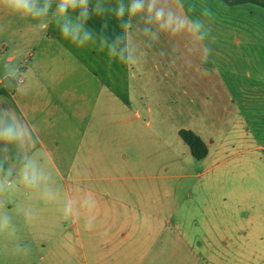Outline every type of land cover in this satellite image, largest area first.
<instances>
[{
	"label": "crops",
	"instance_id": "crops-1",
	"mask_svg": "<svg viewBox=\"0 0 264 264\" xmlns=\"http://www.w3.org/2000/svg\"><path fill=\"white\" fill-rule=\"evenodd\" d=\"M219 1L184 0L185 5L197 4L196 12L190 15L204 23L207 36L202 45L186 34L161 33L152 40L139 34L138 29L145 24L140 17L134 18L132 37L137 44L138 60L134 66L110 58L106 46L101 50L102 38L110 45L117 36H123L114 12L90 15L86 27L93 33V39L79 47L60 35L59 24L52 16L57 0H53L49 16L42 20H22L0 9V109H11L31 132V138L23 145L0 142V161L6 160L5 169L12 168L10 177L0 172L4 185L0 192V201H3L0 214L23 217L28 231L30 226L25 217L33 216L31 195L49 193V188L57 195L56 182H64V174L97 175L118 166L124 169L130 155L145 156L147 150L160 151L163 127L170 126V110L176 109L181 99L187 103V113L196 100L203 110H209L213 101L215 108L235 111L233 121H229L232 129L212 155L210 147L215 139L206 144L198 130L189 131L200 137L207 147L203 161L223 154L226 158L222 163L233 160L229 166L253 175L250 178L256 184L248 186L251 188L249 196L258 200L252 187L256 188L259 183L264 189V35L260 32L253 37L227 39L225 33H215L214 41L209 36L211 29L216 31L223 24L215 20H223L227 10L257 13L264 25V8L253 4L227 7ZM101 2L107 8H114L117 0ZM123 2L127 4L128 0ZM96 3L97 0H91L90 13ZM203 5L215 13L213 23L211 16H202ZM204 46L210 49L209 53H203ZM121 48L123 44L117 46V55ZM190 48L195 50L190 51ZM202 55H207V62H202ZM6 64L23 70L22 83L5 78ZM200 69L208 72L202 73ZM25 90L26 95L20 94ZM227 146L233 150L229 157L226 156ZM25 156L43 174L38 186L26 185L21 179ZM118 158L120 165L115 164L114 159ZM218 165L215 163L213 168ZM97 179L75 178L73 182L94 183ZM242 186L229 193L239 213L243 211L246 198ZM62 187L65 190L64 185ZM78 187L75 185L74 189ZM41 216L39 212L34 217ZM238 221L247 228L239 233V242L233 246L234 261L244 264L250 259L257 264L264 263V217L243 216ZM243 224H239L241 230ZM8 228L12 226L8 224ZM16 237L12 234L0 237V248L11 255L10 264H42L44 255L37 258V263L32 262L33 247L7 248L4 245L12 244ZM60 238L64 240L65 234ZM230 245L227 237L220 242L208 240L212 256L206 257L205 264H222L220 259L217 261L220 251L226 252ZM80 251L86 254L82 245ZM49 253L53 255L47 256L44 264H64V245L49 248Z\"/></svg>",
	"mask_w": 264,
	"mask_h": 264
},
{
	"label": "rangeland",
	"instance_id": "rangeland-1",
	"mask_svg": "<svg viewBox=\"0 0 264 264\" xmlns=\"http://www.w3.org/2000/svg\"><path fill=\"white\" fill-rule=\"evenodd\" d=\"M237 11L227 10L223 20L216 19L217 24H223L216 31L211 29L209 38L215 33H225L227 39L253 37L260 32L264 35L257 13ZM210 20L213 23V16ZM234 113L215 108L213 101L209 110H203L197 100L187 113V103L181 99L176 109L170 110V126L163 127L160 151L130 155L124 169L118 166L97 175L64 174L65 181L56 182L57 195L53 188L48 189L49 193L31 195L33 216L25 217L28 231L23 217H10L12 228L7 225L0 237L18 236L12 244L4 245L33 247L32 262L37 263V258L44 255L42 264L51 254H47L49 248L63 245L64 264H205L206 257L212 256L207 241L220 242L227 237L231 245L226 252L220 251L217 261L237 264L233 246L239 242V233L247 228L238 218L264 217V201L260 200L264 189L258 183L252 187L258 200L250 198L248 186L256 184L250 178L253 175L229 166L233 160L222 163L226 158L223 154L208 161L194 159L178 136V130L190 129L198 130L206 144L215 139L210 147L212 155L232 129L229 121H233ZM226 151L227 157L233 154L232 147L227 146ZM114 160L120 165V158ZM215 163L219 165L213 168ZM91 177L98 178L97 182H73L75 178ZM241 184L246 198L239 213L229 193ZM75 185L79 187L74 189ZM39 212L42 216L34 217ZM89 223L91 230L85 227ZM239 224H243L242 230ZM81 245L86 254L80 251ZM10 257L0 248V264H10ZM244 264L257 263L249 259Z\"/></svg>",
	"mask_w": 264,
	"mask_h": 264
},
{
	"label": "clouds",
	"instance_id": "clouds-1",
	"mask_svg": "<svg viewBox=\"0 0 264 264\" xmlns=\"http://www.w3.org/2000/svg\"><path fill=\"white\" fill-rule=\"evenodd\" d=\"M91 0H57V6L52 16L59 24V31L62 38L71 41L79 47L93 39V33L86 27L90 15L102 16L106 12H114L117 21L123 31V36H117L112 44H108L106 39L102 38L101 50L107 47V53L110 58L118 59L129 66L138 64L136 57L137 44L132 37V20L140 17L145 27L138 29L139 34L148 36L152 40L158 38L163 33L169 36H179L186 34L193 38L194 42L201 45L206 39L207 32L203 21L200 18L193 19L190 15L195 13L197 4L192 2L185 5L184 0H128L125 4L123 0H117L114 8L105 7L101 0L89 11ZM53 0H0V9L7 11L10 15L20 19L31 18L33 20H42L49 16ZM186 9V10H185ZM202 16L215 17L213 10L207 5L202 6ZM127 15V19L125 16ZM41 27H47L41 24ZM107 27V24H104ZM215 37H213V41ZM123 44L117 55V46ZM190 51L195 49H189ZM210 49L203 47V53L207 54ZM202 62H207V55L201 56ZM189 66H191L189 64ZM5 78L18 79L19 69L10 65H5ZM202 73H207V69H200ZM18 91H20L18 89ZM20 94L26 95L22 91ZM31 138V132L25 125L19 122L15 112L11 109H0V142L5 144H20ZM20 176L23 182L29 186H38L43 179V174L37 169L35 163L28 157H23ZM5 161H0V172L6 176L12 175V168H4ZM11 187V183L8 185ZM4 190L3 182L0 181V192ZM3 201H0L2 207ZM71 209L65 210L67 217ZM10 217L6 214H0V231L9 223ZM87 230H91V224L85 225Z\"/></svg>",
	"mask_w": 264,
	"mask_h": 264
},
{
	"label": "trees",
	"instance_id": "trees-1",
	"mask_svg": "<svg viewBox=\"0 0 264 264\" xmlns=\"http://www.w3.org/2000/svg\"><path fill=\"white\" fill-rule=\"evenodd\" d=\"M228 6L241 4H253L264 8V0H221ZM179 136L189 147L190 153L196 160H202L207 156V147L200 137L189 130H180Z\"/></svg>",
	"mask_w": 264,
	"mask_h": 264
},
{
	"label": "built area",
	"instance_id": "built-area-1",
	"mask_svg": "<svg viewBox=\"0 0 264 264\" xmlns=\"http://www.w3.org/2000/svg\"><path fill=\"white\" fill-rule=\"evenodd\" d=\"M23 79H24V76H23V70L22 69H19V76H18V79H16V82L19 84V83H22L23 82Z\"/></svg>",
	"mask_w": 264,
	"mask_h": 264
}]
</instances>
